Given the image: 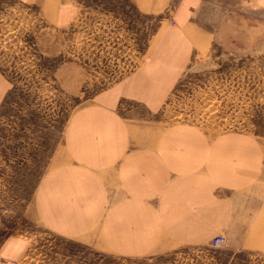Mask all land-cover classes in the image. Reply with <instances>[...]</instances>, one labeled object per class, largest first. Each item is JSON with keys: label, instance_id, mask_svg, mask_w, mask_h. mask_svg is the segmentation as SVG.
Instances as JSON below:
<instances>
[{"label": "rangeland", "instance_id": "obj_1", "mask_svg": "<svg viewBox=\"0 0 264 264\" xmlns=\"http://www.w3.org/2000/svg\"><path fill=\"white\" fill-rule=\"evenodd\" d=\"M81 10L61 25L35 6L0 0V264H264V231L219 233L225 241L217 247V234L156 238L142 212L163 214L157 198L133 204L126 193L132 201L118 217L115 202L125 193L110 186L101 193L97 166L85 171L93 191L84 207L73 193L76 176L60 173L83 163L66 141L71 118L89 105L157 132H200L205 142L247 133L264 147V27L249 29L260 11L233 1L223 22L211 16V42L178 77L150 75L149 86L164 90L151 92L157 103L148 107L126 80L155 42L160 17L138 13L128 0H87ZM134 219L135 239H123L122 248L118 221ZM80 220L83 227L72 226Z\"/></svg>", "mask_w": 264, "mask_h": 264}, {"label": "crops", "instance_id": "obj_2", "mask_svg": "<svg viewBox=\"0 0 264 264\" xmlns=\"http://www.w3.org/2000/svg\"><path fill=\"white\" fill-rule=\"evenodd\" d=\"M19 1L37 7L42 19L63 25L81 13L87 0ZM128 1L138 13L160 17L161 29L155 42L126 80L133 87L130 94L148 107L157 103L151 100L152 93L164 90L149 86L150 75L165 79L178 77L197 50L211 42L213 30L206 21L215 16L223 22L229 3L235 1L258 9L259 19L258 14L254 20L249 19V29L257 30L259 23L264 27V0ZM103 108L89 105L79 110L71 118L70 133L66 134L72 137L66 141L69 150L80 156L83 163L73 169H61L60 173H66L67 178L76 176L79 186H75L73 193L80 195L78 202L83 207L91 201L93 191L85 171L97 166L101 193L108 191V186L112 192L125 193L122 197L118 195L115 202L116 210L120 211L118 217L132 200L135 204L138 200L157 198L154 204L163 214L157 216L156 210L150 208L147 214L142 212V222L149 221L147 230L156 238L174 235L190 239L208 234L264 231V147L255 146L249 134L231 131L220 141L205 142L200 132H157L159 126L129 123L114 115L111 118L107 108ZM107 169L113 174L111 179L104 176ZM126 193L133 199L126 200ZM45 194L38 196L43 198V204ZM169 214L172 216L168 217ZM92 218L91 215L86 220L92 223ZM137 223L136 219L128 223L118 221L122 248L123 239H135L131 233H136ZM72 226L81 228L84 223L80 220ZM103 226L106 227V220Z\"/></svg>", "mask_w": 264, "mask_h": 264}, {"label": "built area", "instance_id": "obj_3", "mask_svg": "<svg viewBox=\"0 0 264 264\" xmlns=\"http://www.w3.org/2000/svg\"><path fill=\"white\" fill-rule=\"evenodd\" d=\"M225 237L222 234H217L216 236L211 238V246L212 247H217L220 243H222Z\"/></svg>", "mask_w": 264, "mask_h": 264}]
</instances>
